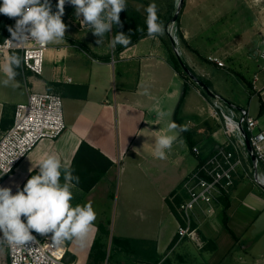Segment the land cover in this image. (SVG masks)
Segmentation results:
<instances>
[{
	"label": "crops",
	"instance_id": "crops-1",
	"mask_svg": "<svg viewBox=\"0 0 264 264\" xmlns=\"http://www.w3.org/2000/svg\"><path fill=\"white\" fill-rule=\"evenodd\" d=\"M74 11L71 4L64 6L65 39L48 44L43 73L23 72L18 50L0 54V81L9 79L6 68L15 73L7 86L0 83V135L13 123L16 104L31 91L59 93L66 122L59 137L42 139L28 153L3 187L13 194L22 190L48 155L70 167L86 141L113 165L88 192L72 189L73 206L87 199L97 218L83 243L64 240L66 264H264V187L252 177L240 173L228 195L229 228L223 203L210 213L196 210L200 249L192 239H178L179 220L168 202L172 193L182 192L184 178L199 161L227 140L222 116L213 115L215 109L227 113L221 100L255 117L257 130L264 127V0H184L180 31L198 51L180 39L184 59L219 98L205 95L171 65L164 44L169 37L147 35L115 54L112 34L97 44L88 28L72 23ZM173 121L187 131L165 150L167 159H158L156 139L175 134L168 129ZM99 234L103 238L93 249ZM105 236L112 237L109 248ZM113 237L131 239L132 245L116 244Z\"/></svg>",
	"mask_w": 264,
	"mask_h": 264
},
{
	"label": "built area",
	"instance_id": "built-area-1",
	"mask_svg": "<svg viewBox=\"0 0 264 264\" xmlns=\"http://www.w3.org/2000/svg\"><path fill=\"white\" fill-rule=\"evenodd\" d=\"M52 11H57L58 0H50ZM70 5L67 0L65 5ZM10 18V17H9ZM15 30L17 18H10ZM82 19V17H81ZM79 29L88 28L76 19L72 20ZM25 35H29L25 31ZM47 46H40L23 33L8 34L0 40V54L8 55L18 50L21 54L23 72L43 73ZM264 58V48L260 51ZM218 65L224 62L213 58ZM71 78H69L70 80ZM227 113L221 114L215 109L213 115L222 116L227 140L208 156L202 158L182 182L181 200L177 211L181 217L177 227L178 239L189 238L201 244L198 227L195 224V212L198 208L210 213L221 198L229 195L237 176L243 173L252 177L260 185V165L264 162V127L256 129L257 119L246 110L230 105L227 101ZM66 129L62 96L53 91H31L26 101L16 104L13 123L0 135V175L10 165L11 171L0 176L3 179L12 173L28 153L45 138L55 139ZM249 144H248V142ZM198 153V148L193 147ZM11 163V164H10ZM25 218L22 217V220ZM32 241L24 245L7 248V264H66V243L57 244L52 236L42 237L33 231Z\"/></svg>",
	"mask_w": 264,
	"mask_h": 264
},
{
	"label": "clouds",
	"instance_id": "clouds-1",
	"mask_svg": "<svg viewBox=\"0 0 264 264\" xmlns=\"http://www.w3.org/2000/svg\"><path fill=\"white\" fill-rule=\"evenodd\" d=\"M66 0H58L57 11L53 13L50 0H0V14L16 20L15 30L9 29L12 36L23 33L40 46L59 42L65 39L67 25L63 22L64 5ZM75 8V17L83 26L96 36L99 44L106 33H111L116 25H120V13L127 9V0H67ZM145 24L150 37L163 35L165 27L159 21L158 8L155 2L146 9ZM82 17V19H81ZM25 31L29 35H25ZM138 32H143L141 27ZM111 45H128L130 37L117 33L110 41ZM12 62L19 65L16 57ZM9 79L15 75L12 68H6ZM9 79L0 81L9 84ZM147 94V89H145ZM161 117L167 115L160 112ZM174 135H161L156 139L155 156L167 159L165 150H171L180 133L187 131L185 125L174 121L168 124ZM182 142V141H181ZM134 151L136 149H133ZM11 164V163H10ZM39 171L32 175L23 189H17L16 194L8 187H0V244L9 246L24 245L32 241L35 231L42 235L53 233L52 240L57 244L64 240H76L83 243L88 233L95 227L97 213L91 203L73 206V191L80 184L79 175L75 168L64 167L62 161L55 155H48L38 164ZM10 165L3 170L10 172ZM33 168H29L32 172ZM63 179V183L61 182ZM22 217L25 219L22 220Z\"/></svg>",
	"mask_w": 264,
	"mask_h": 264
},
{
	"label": "trees",
	"instance_id": "trees-1",
	"mask_svg": "<svg viewBox=\"0 0 264 264\" xmlns=\"http://www.w3.org/2000/svg\"><path fill=\"white\" fill-rule=\"evenodd\" d=\"M139 1L145 2L147 6L150 3H152L150 0H139ZM127 4H128L127 9L120 13V25L114 26L111 34L113 38L115 34L122 32L128 37H130V43L128 45H116L115 47H113V53L115 54L122 52L125 48L135 44L141 38L148 35L147 27L145 24L147 13L144 14L136 7H134L131 0H127ZM157 15L159 21L163 23L166 30L169 18H167V16H164L159 11V9ZM179 20H180V15L177 18V25H178L180 39L187 48L188 47L192 48L184 39L183 34L180 31ZM10 25H11V19L6 15L0 14V40L3 39L8 34L9 29L11 28ZM138 27L143 28L144 31L138 32L137 31ZM164 44L167 49V58L168 61L171 63V65L179 72V74H181L187 80H192L185 72L179 57L177 56V54L175 53L174 49L171 46V43L165 41ZM193 50L196 53H198L196 49ZM101 58L108 59L109 57L105 56ZM205 82L209 86H211L208 80H205ZM186 86L187 85L184 86L183 94L181 96L182 99L186 90ZM202 92L205 95H207L203 90ZM112 165L113 162L109 158L103 155L96 148L92 147L86 141H82L74 156L73 162L69 168H75L76 170L75 174L79 175L80 177V184L78 185V187L81 188L84 192H88L101 178H103L106 175V173L108 172L109 168ZM228 198H229L228 195L221 198V203L224 204L223 220L226 228H229L228 214H227V208L229 206ZM180 200H181V195L178 193H172L171 199L168 198V202L171 207V210L175 213V215L179 220H181V217L177 211V204L179 203ZM100 226L104 230V232L106 231V233H109V230H107V228H105L104 225H100ZM102 238L103 236L100 234L95 238L93 243V249H95L96 246L101 243ZM113 241L121 246L131 247L132 245V240L128 238L113 237Z\"/></svg>",
	"mask_w": 264,
	"mask_h": 264
},
{
	"label": "water",
	"instance_id": "water-1",
	"mask_svg": "<svg viewBox=\"0 0 264 264\" xmlns=\"http://www.w3.org/2000/svg\"><path fill=\"white\" fill-rule=\"evenodd\" d=\"M184 5V0H176L175 11L172 15L171 20L168 22L167 25V34L170 39V43L172 48L174 49L175 53L179 57L181 64L188 74V76L197 84L199 87L209 96L219 98L217 92L209 86L203 78H201L197 73H195L188 63L184 59V50L180 41L178 25H177V18L181 13V10ZM227 101L226 99H224ZM228 102V101H227ZM234 106V105H233ZM248 142V141H247ZM249 144V142H248ZM264 187V185H262Z\"/></svg>",
	"mask_w": 264,
	"mask_h": 264
},
{
	"label": "rangeland",
	"instance_id": "rangeland-1",
	"mask_svg": "<svg viewBox=\"0 0 264 264\" xmlns=\"http://www.w3.org/2000/svg\"><path fill=\"white\" fill-rule=\"evenodd\" d=\"M151 2H155L159 11L164 15L167 16V18H169L168 22L171 20L172 15L175 11V5H176V0H150ZM132 4L134 5V7H136L138 10H140L142 13H146L145 9L147 7V4L145 2L139 1V0H131ZM75 11L71 12L72 14V19L75 18ZM73 23V22H72ZM74 24V23H73ZM11 27L13 26V22H11ZM164 36L168 37L167 34V30L164 31ZM48 91H53L55 92V90H48ZM74 196V195H73ZM87 199L83 200V205L86 204L85 201ZM87 202V201H86ZM72 205L73 202L71 201ZM40 234V233H39ZM42 237H46V236H51L53 235V233H47V234H40ZM0 236H2V234L0 233ZM104 241L106 243V245H108L109 248V244H113L112 242V237L110 236H105ZM199 249L201 248V246L203 245V243L201 244H195ZM111 248L113 245H110ZM7 248H6V243L4 244H0V264H7ZM190 263V262H189ZM193 264H201L200 261H195L193 262Z\"/></svg>",
	"mask_w": 264,
	"mask_h": 264
},
{
	"label": "bare ground",
	"instance_id": "bare-ground-1",
	"mask_svg": "<svg viewBox=\"0 0 264 264\" xmlns=\"http://www.w3.org/2000/svg\"><path fill=\"white\" fill-rule=\"evenodd\" d=\"M260 180H261L262 182H264V174H261V175H260Z\"/></svg>",
	"mask_w": 264,
	"mask_h": 264
}]
</instances>
